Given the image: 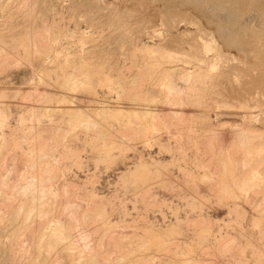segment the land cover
<instances>
[{
  "label": "bare ground",
  "instance_id": "obj_1",
  "mask_svg": "<svg viewBox=\"0 0 264 264\" xmlns=\"http://www.w3.org/2000/svg\"><path fill=\"white\" fill-rule=\"evenodd\" d=\"M164 1L166 2V0ZM172 1L173 0H168L165 5L162 4L163 5L162 7H164L163 16H161L162 24H164L165 22L167 23V21L168 24L169 23L171 24L170 20L173 23L174 20H176V19L173 20V16L171 15V11H170ZM206 1L208 2V0ZM118 2L119 0H0V26L2 27V28L0 27V29L4 28V30H6V31L0 30L3 31L0 33V42H3L2 44L4 43L10 44L12 47V51L15 52L14 54L15 55L19 54V57L23 56V58L26 60V61L24 60L22 64L20 61L18 62L19 57H17V61L14 62L15 63L18 62L19 64L15 65L14 67L17 68L29 67L30 69L33 70V68L36 66L32 64V61L35 60L38 61L41 59V62L38 63L37 69L41 70L42 73L45 71L47 74H50L51 76L55 75L56 77L53 78V80L51 81H54V84L56 83L63 89L65 87L64 85L67 83H72L74 85L81 86V85H90L92 83L94 84L95 82V84L97 85L96 81L99 82V80H101L100 79L101 76L100 74L102 73L101 69H103L105 65H108V62L105 63L103 61H98L95 59H93L92 61L91 59L86 58V54L84 53L85 56L82 55V57L79 58V61L75 62L72 58V61L68 62L66 60V63L63 64L60 60V54L64 55V53L66 52L72 56L74 53H77L78 51L79 52L85 51L84 48L83 49L72 48V46L69 45L70 43L68 42V40L74 37V35H79L81 37H90V38L92 37L94 40L93 47L95 49L98 48V46H100L99 45L100 43L98 42L96 43V40L98 41V38L99 41L100 40L110 41L111 38H117L116 36H118V33L121 34V31H118V29H115L114 27L116 25H121L119 23H122V21H128V22L134 21V23L138 25H143L146 22H149V18H143V17L136 18L133 17L132 15H128V14L125 15L124 13L118 12L119 11L117 5ZM216 3H218L219 6L218 5L217 6L220 7L221 10L225 12V15H223L224 17H222V19L223 18L226 19L227 17L230 20V21L227 20V25L224 24L222 25L226 27L228 26V23L231 22L233 24L232 27L236 29L235 27L239 24L238 23L239 18L235 10L229 7L228 5L230 4L227 5L225 0H217ZM174 8H176V6ZM81 23H85L86 26L84 25V27L90 29L89 32L90 35L80 30ZM69 24L73 25L72 26L73 28L70 29ZM17 25H19V28L16 27ZM20 25H22L23 28H20ZM10 26H13L14 28H9ZM229 28H231V26ZM262 28H264V26ZM105 29H107L106 32ZM226 29L227 27L225 28V30ZM230 30H233V28H231ZM263 31L264 30H262V32ZM169 42L174 43L172 38L171 41ZM65 44H67V46ZM158 45L159 46H153L150 44L148 45V42L146 43L145 41V43L143 42L141 45L139 44L135 46L132 49V51L128 53L129 56H131L129 57V59L126 58L128 56L127 53L125 54L126 57L124 58H123L124 55H122L123 60H125L126 58L127 60L131 61L129 68L131 69L135 68L137 70L134 76L132 75V77H130L131 76L130 75L129 77H127V75H125L123 72L125 65H122L121 68H119L118 70H114V68H112L111 70L112 72L111 74H113L112 77L117 76L116 80L113 78L111 79V74H108L110 78L105 79L104 82L102 81V83L104 84L113 85L109 87L106 85L107 86L106 90L109 93H116L115 101L117 103H114L113 101V104H111L110 102L111 100H109L107 101L106 104L102 103L103 106L96 107L98 106L96 105L95 108L93 109H90L89 106L90 103H89V105H86L89 106L87 107L88 109L87 110L84 108H79L78 105L79 102L76 100L74 101V96L72 95L70 97L71 99L69 100L72 101V104L76 103L78 108L74 107L76 106V104L74 106L71 105L74 108H70V106L68 108V106L64 104L66 105L65 107L69 109V110H64V112L67 113L66 115H70V113H73L74 118L80 114L83 118L81 121L77 119L79 122H76V119H71L66 122L62 120L57 121L54 120L51 116H45L44 113H41L38 110L39 113L38 112L36 113L35 120L33 119V116H31L33 114V112H31L30 117L27 118L26 116H22L19 118L18 122L15 125H13V123L10 120L12 112L9 111L8 107L6 108L0 106V200H1L0 202L1 203L4 202L3 203L4 205L2 204L3 207L0 208V262H3V264H45V262L52 261L50 264H58L57 262L59 260L63 261L65 259L66 261L64 263L61 262V264H119L120 262L123 261L125 262L127 259L129 260L130 254L134 255L133 257H135V253L137 252L139 253V251L144 250L148 246H155L157 250L164 248L166 249L167 252L168 250L166 247L171 245L174 246V250H173L174 254L172 255L171 252L172 256L168 255L169 257L167 259H165L166 256L165 258L163 257V259L165 260L158 262L157 264H205V261L204 263H202L203 260L198 259V257L193 256V254H195V252H197L198 250L202 251V249L207 247L205 246V243L208 240V236L210 237V234L213 232L212 227L213 224H215V221L213 219H206L202 217L201 214V217L199 218L197 217L196 220L194 219L190 221L191 226L194 227V232H195V234L194 232H192L193 237L191 236L192 237L191 239H185V240L184 238L183 240L179 239V236L182 234V232H180V227H179L180 224L182 223V220L181 223H179L180 220L178 219L176 220V218H175L176 220L175 223L171 224L166 229L157 230L155 228L156 230L155 231L150 227H146L147 225L146 222L144 228L139 227L140 233H133V235L130 236L129 235L118 236L114 234L115 231L113 230L115 226L117 228L118 224L117 225L114 224L115 226H113V224L109 221L110 220L109 216L106 215L103 206L98 207L96 209H91L88 207L82 208L79 204L76 187L73 183L65 182L62 185H57L53 183L56 179L62 178L63 172H59V171L60 170L63 171L65 169L62 168L59 170L55 167H52V165L58 166L62 160L64 159L68 160L69 158H71L74 160L77 167L80 166V164L77 163L78 155L76 154L75 150H72L70 148L71 146L70 137L76 136L77 133L79 132L84 134L86 138L92 139L94 143L91 146H93V148L95 146L96 149L98 150L102 148L103 150L105 149L106 151H108L111 150L112 148L120 147L119 141L121 137H124V139H126L129 143L131 142L132 144H134L133 142L137 140V138H139L140 144L142 142L145 149V147L148 146L150 147V144L152 143V141L156 139V137L159 138V135L160 133H162V131L165 132L166 130L168 135H170L172 138H175L176 143H178V145L176 146V148H178V151L179 150L184 151L185 145L187 146L191 144L192 146L190 150H192V152L194 150V155L195 152L196 153L198 152V154L201 153L199 157L198 156L193 157V160L191 158L192 162L190 163L194 164L193 166L192 165L191 166L195 168L189 169L186 175L188 176L189 174L188 177L192 182L196 178L201 180L200 182L203 181L206 183L210 182L211 185L210 190L214 194H219L220 196L221 195L223 196V197L221 196L222 198L220 197V199L230 198L232 200L231 202H233V206L229 207V205L227 204L229 207V213H231V215L229 214L230 218L228 220L231 219L230 221L233 220V222L237 220L238 222L240 219L238 220L237 218L245 217L246 209L237 208V204L240 203L237 201H241L243 199L242 201L244 203L247 202L246 204H248V206L250 207L249 204L251 202L249 203V197L251 198L250 196L251 194L257 193L258 200L257 201L255 200L256 201L255 203L253 200L254 204L252 203L253 205H251L250 207V209L251 208L255 209L258 212L257 214L260 213V215H258L260 216V218L258 217L259 219H256L254 217L255 219L254 227L258 225L260 226L262 223L264 224V173L260 169L261 165L264 163V142H263L264 134L254 132V130L249 131L250 129L246 130L245 127L240 129L233 128L234 131L233 130L231 131L234 132L235 136H233L232 137L233 139L231 141L229 140L230 141L229 142L226 139H222L223 137L222 133H221L222 137L221 135H219L221 128L219 131L214 127L210 128L209 122L206 123L205 125H201L203 122L199 121L200 124L197 123L196 125L194 124L193 126H187L184 122L185 120L183 119L184 121L181 120L180 122H184V123L178 124L179 121L178 118L180 119V117L185 115L183 113L184 109L181 111V108L183 106L185 107L186 102L189 103L192 107H194L191 102L192 99H194V91L196 86L194 85V83H190L192 76H194V74L192 75L189 71H187V73L186 71L185 73L183 71H181L180 74L177 73L178 75H180L179 77L177 74H175L178 77L177 80L179 79V81L182 82V86H178L180 83L177 85L176 81L174 80L175 81L174 82L172 80L171 76L173 75H170L172 74L171 71L173 70L167 72L166 71L167 68L163 66L165 70L163 68V70L160 69L161 71L159 72L158 70L160 68L159 64L162 67L163 65L162 63L168 64L170 63V61H175L176 58L178 60H180L179 58H181V60H185V62H188L187 64L196 62V60L194 58L183 55L181 56L179 54H178L179 56L176 57V55L175 56L171 55L172 52L170 55L168 52L164 54L165 52L164 50L163 52L161 51V53H159L160 49H164L165 47L163 44H158ZM165 46L167 47V45ZM214 47L215 45L207 42H203L202 44V48L205 52H209L215 49ZM128 48L129 46L127 47V49ZM123 49L124 48H122V50ZM3 50L4 49H2V51ZM157 50H158L157 53L160 55L159 58L158 56L157 58L155 57V53ZM2 51L0 50V53ZM136 52L141 53V58L139 62L141 65H139L137 61ZM218 52H220V50H218ZM107 55H110V60H111V55H112L111 53L106 54L105 60L107 61V57H108ZM261 56L263 59V55H260L258 58H261ZM30 57L34 59L33 60L31 59L30 61ZM4 62L6 61L5 60L2 61L1 64L2 63L4 64ZM24 62H27V64L25 65ZM1 64L0 67L3 66ZM216 67L217 65L215 66L213 65V68ZM1 68L3 69V67ZM57 69H59L62 72V74L59 75L56 72ZM178 70L180 71V69ZM175 71H176V67H175ZM32 72L34 73V70ZM39 74L40 72L36 73L37 78L31 79L26 84L29 83L31 84V82L32 84L33 83L43 84V82H46L47 84H50V86H53L52 85L53 82L51 83L50 80L45 79V77L43 79V77L42 76L40 77ZM114 85H117V87H115ZM148 85L150 87H147ZM83 89L87 91L91 90L93 91V93L95 92L96 94V90L94 87L89 86L86 88L85 86H83ZM76 96L78 97V95ZM61 99H59L58 101H60ZM67 99L68 98L66 96V100ZM94 99L95 98L93 97V100ZM51 100L52 98L48 101ZM117 100L118 101L128 100L131 103H133V105L130 107L128 105H126L127 107L121 106L119 104L120 101L118 102ZM96 101L99 102V100ZM38 102L40 104V100ZM51 102L50 105H52ZM159 104H165L167 105V107L170 106L172 108L180 107L179 108L180 110L175 111L173 109L171 110L169 109L168 114H165L166 111L164 112V114H162L160 113L161 112L160 110L156 109V107ZM140 106L141 107L143 106V108H140ZM89 109L92 111V113H90ZM33 110H35V108ZM221 111H223V109ZM190 112L192 114V120L201 115L198 114V111L196 113L194 112V114L192 113V111H188L189 119H191ZM90 114L92 118L87 117L88 115L90 116ZM220 114L222 115L221 112ZM220 114L218 113L216 117L220 116ZM225 114L227 113L225 112ZM151 116H153V118ZM169 116L171 118L172 117L177 118L178 121L176 125L174 124L171 125L168 122H162V125L161 123H158V121L161 118H167ZM45 118L48 120V124L46 123L47 125L43 123V120ZM138 119L140 120L145 119V121L146 119H149L150 121L147 120L145 123L142 121V124L140 125L139 123L141 121ZM155 120L157 122H155ZM249 120H251V118ZM33 121L34 123L35 121H37L39 125L41 124V126H43L42 128L43 131H47L50 133V137L48 138L47 143L46 141L44 142L43 140L39 144V146H36V143L34 142L33 138H35L37 142L39 141L37 139H40V137L39 136L38 138L36 137L37 134V131L35 130L36 125H33ZM103 121L106 125L108 124L105 127V128L108 127L109 130L108 132H110V130L112 129L114 130V133H116L117 131L118 133L120 132L122 133V135L120 134L121 135V137H119L120 139L117 137V135L119 134H116V136L109 135L108 132L105 133L103 131L104 128ZM37 122L35 124H37ZM66 123L68 124L70 123L71 126L69 128H66L65 127ZM135 124L136 125L139 124L140 126L139 125L136 126ZM203 127H205V129ZM9 130L10 133H8ZM33 130H35L36 133H34L35 131ZM124 130L130 132L128 133L125 132ZM223 130L224 129L222 128L221 131L223 132ZM18 132L23 134L21 136L20 135L18 136V138L20 137V139H15L14 147L15 148L17 147L19 149L21 148V152L19 149L16 150L14 147H11V149L12 151L15 149L16 151H18V153H21L24 156V158L26 157V159H24V163L26 164L25 165L26 167L30 165L28 167L30 169L28 170L23 169L25 170V172L23 171V173H20L19 170L18 173H20V175H18V173L17 175H15L16 171L14 170H15L16 159L10 157V159L8 160L3 150L8 146H10L9 145L10 143H8V137L9 136L16 137L14 135ZM186 132H189L188 135H186ZM29 134L30 135L35 134V137L33 136V138H29L28 137ZM192 134H194L195 137L194 136L192 137ZM206 135H209V137L211 136V138L213 136L212 141L210 138L208 139L209 141L204 142L205 139L204 137ZM12 139L14 138H10V141ZM29 139L30 140L32 139V142L31 141L28 142ZM182 139H187L188 142H184L182 141ZM16 140L18 141L20 140L21 144L17 143ZM41 140L42 139H40V141ZM90 141L91 140H89V142ZM22 142L25 144V148L27 147V149H24L22 147V145H24L22 144ZM228 142L230 144H228ZM59 147L62 149V152L60 154L61 156L59 155L60 157L57 158L54 154H55V150ZM160 147L164 149L163 145H161ZM36 150H37V155L34 154ZM226 152H228V155H224V153ZM7 154L10 156L9 153ZM14 154L16 153H13V157ZM202 155L205 158L201 157ZM141 156L139 157L140 167L138 166L140 171L139 172L135 171V173L138 174L134 175L135 174L134 173L133 175L135 178H138L137 179L138 182H140L141 183L140 185H142L141 187L139 185H136L140 187L139 190L140 193L138 194L137 192V196L142 195L141 193H143V197L141 196V200L144 199V196H146V200H147V196H149L148 193H150L152 187H154L156 184L162 185L163 187L166 179L163 176L164 173L161 174V176H163L164 178V181L158 179L159 174L157 173L158 174L157 176L154 175L152 169H150V165L151 164L153 165V163L148 164L146 162L147 160L146 161L142 160ZM149 156H151V154H149ZM184 158H186V155H184ZM184 158L183 160H185ZM149 159H151V157ZM151 161H154L153 158ZM7 163H11V165H14V167L12 166L11 168L8 166L5 167L4 165H6ZM36 164H38L39 167L38 170L41 171V173H39L40 175L30 172V170L35 168L34 166H36ZM155 167H156V171L159 170L158 172L160 171L163 172L162 170H164V169H157V166ZM179 169L181 171H184L182 170L184 168L182 169L179 168ZM195 169L196 170L200 169L202 172L196 173ZM2 170H4V172H2ZM11 172L15 173L12 174L13 176L14 175L17 176L16 177L17 180L13 184L10 182ZM27 174H29L28 176L29 178H27L28 180L26 179L27 183H25V185L23 184L21 185L20 181H22V179L24 180ZM26 180H24L23 183ZM35 189L39 191V193L36 192L37 194L36 196L33 195L31 197V195H28L29 193L28 191L32 190L31 191L32 194V192ZM21 193L22 195H20ZM18 194H19V198H21L20 196L23 197L22 199H19L18 202L14 205V203L13 204L11 203L12 202L11 198L14 200L13 197L16 196L18 197ZM27 196H29V198ZM151 197L153 198V196ZM150 198L148 197L149 199L148 201H150ZM244 200H246V202ZM222 201L224 202L227 201L226 203L230 202L227 199ZM219 202L220 201H218V203ZM123 213L125 214V212ZM60 216L61 217L63 216V218H60ZM176 216L177 215H175V217ZM33 218L39 220L38 225L36 224L37 226H33V223L35 224L36 222H38L37 220H35L36 222H34ZM177 218H179V216ZM190 222L187 220V223L190 224ZM241 223L242 220L240 224ZM84 225L91 227L94 226L95 227L94 230L97 234H99V236L97 235L98 237L92 239L91 236H89L87 231L84 229ZM186 225L184 223L185 227ZM150 226L153 227L151 223ZM191 226L188 225L187 227L191 228ZM76 231H78L77 232L78 236L83 242L81 241V243H79L80 239L77 235H75ZM134 231L137 230L135 229ZM27 234H29V237L31 239V241L29 242H32L31 243L32 245L29 243V245L31 246L29 247V250L32 248V246H34V248H32V251L34 250L33 252L31 250L29 251L28 248L25 247L28 246L27 242L29 237H27ZM72 235H75V239L77 236L79 241H75V240L72 241L71 239ZM216 236L218 239L219 235L216 234ZM211 237L214 238V240L211 241L216 240L214 236ZM63 239L66 240L64 242L65 244L64 243L62 244ZM217 242L220 244L216 243V246L218 245L222 246L220 247L222 248L221 249L222 251L218 250L220 254L222 253L223 255H225L224 252L228 254L229 252L235 249L238 252L237 254L239 256V259L243 258L244 247L243 248L240 247L241 246L239 245L240 243L238 244V242L234 237L225 236L224 234V236L223 237L221 236ZM208 244L210 245V241L208 242ZM213 244L214 243H212V245ZM216 246L212 247V249L216 248ZM25 248L27 249V251H29V252L26 251L27 254L30 252H32V254H30L29 256L27 254H26L27 256L23 255L22 253L23 251L26 250ZM164 249L162 251H164ZM57 250H60L62 252V255L61 253L60 256L57 255L56 254ZM53 251L54 253H52ZM138 253L135 258H132V256L130 257L133 260L137 261L135 262L136 264L138 263L140 264L139 259L142 257V255H140L141 256L140 257ZM153 257L151 259V258H147V256H144V258L143 257L141 258L142 260L141 262L142 263L149 262L148 264H150V261L148 260L150 259L152 260L151 262H154ZM159 259L158 261H160ZM257 259H259V262H263L259 256H257ZM206 264H214V263L206 261Z\"/></svg>",
  "mask_w": 264,
  "mask_h": 264
},
{
  "label": "rangeland",
  "instance_id": "obj_2",
  "mask_svg": "<svg viewBox=\"0 0 264 264\" xmlns=\"http://www.w3.org/2000/svg\"><path fill=\"white\" fill-rule=\"evenodd\" d=\"M167 1L168 0H166V2ZM215 1L217 2V0H213V2L212 0L211 1L208 0V2L206 0H175V1L173 0L171 3L170 11H171V15L173 16V20L176 19L177 22L176 20H174V23H173L170 20L172 24L171 25L170 23L168 24V21L167 23L164 21L165 22V23L163 22L164 24H162L161 22V18H162L161 16H163V9H164V7H162L163 6L162 4L164 5L166 4L164 0H145L146 3L144 2V0H119V2L117 3L118 9H119L118 12L124 13L125 15L127 14L132 15L133 17H136V18H140V17L149 18V22H146L143 25H138V24H135L134 21L132 22L122 21V23H119L121 25H116L114 27L115 29H118V31H121V34L118 33V36H116L117 38H111L110 41L108 40L99 41V38H98V41L96 40V43L97 42L100 43L99 44L100 46H98V48H95V49L93 47L94 40L92 37L90 38V37H81L79 35H74V37L68 40V42L70 43L69 45L72 46V48H78V49L84 48L85 51L83 52L78 51L77 53H74L72 56L66 52H65L66 54L64 53V55L60 54V60L63 64L66 63V60L68 62L72 61V58L75 62H77L79 61V58L82 57V55L85 56V54H86V58L91 59L92 61L93 59H95L98 61H103L105 63L108 62V65H105V67L101 69L102 71V73L100 74L101 76L99 75L101 80H99V82L96 81L97 85L95 84V82L94 84L92 83L90 85H81V86H77L72 83H67L64 85L65 87L63 86L64 87L63 89L56 83L54 84V81H51L53 80V78L56 77L55 75L51 76L50 74H47L44 70H43L44 72L42 73L41 70L37 69L38 63L41 62V59L38 61L37 60L32 61V64L36 66L33 68L34 73L32 72L33 70L30 69L29 67L28 68L14 67L15 65L19 64L18 63L19 61L22 63L25 59L23 58V56L19 57V54L17 53H16L17 55H15L14 54L15 52L12 51V47L10 44H5V43L2 44L3 42H0L2 44V45L0 44V48H1L0 50L2 51V49H4L2 51L3 53L2 52L0 53V58L1 60L4 59L6 61L4 62V64L3 63L1 64V62L4 60L2 61L0 60V64L3 65L1 66L3 67V69L0 67V106L6 107V108L8 107L9 111L12 112L10 120L13 123V125H15L18 122L19 118L22 116H26L27 118L30 117L31 112H33L31 116H33V119L35 120L36 113L38 112V110L41 113H44L45 116H51L54 120H57V121L62 120L66 122L71 119H76V122H79L77 119L81 121L83 118L80 114L78 116L75 115L78 118L76 117L74 118L73 113H70V115H66L67 113L64 112V110H69L68 109L69 106L70 108H74V107L78 108L76 103H75L76 106H74L75 104L74 103L72 104V101L69 100L71 99L70 97L73 95L74 101L76 100L81 104L80 105L78 103L79 108H84V109H87V107L89 106H90V109H93L95 108L96 105H98L96 107H101L103 106L102 103L106 104L107 101L109 100H111L110 101L111 104H113V101L114 103H117L115 101L116 93H109L106 90L107 86L109 87L113 85L104 84L102 83V81L104 82L105 79L110 78L108 74L112 73L111 72L112 68H114V70H118L119 68H121L122 65H125L123 72L125 75H127V77H129L130 75H131L130 77H132V75L134 76L137 70L135 68H132V69L129 68L131 61L127 60L126 58L129 59V57H131L129 56L128 53H130L135 46L139 44L141 45L143 42L145 43L146 41V43L148 42V45L150 44L153 46H159L158 44H163L165 48L160 49L159 53H161V51L163 52L164 50L165 51L164 54L168 52L170 55L172 52L171 55H174V56L176 55V57L179 55L181 56L183 55V56L194 58L196 60V62L187 64L188 62H185V60H181V58H179L180 60H178L175 57L176 58L175 61H170V63L168 64L166 62H165L166 64L162 63L163 64L162 67L159 64L160 66V68L158 69L159 72L161 71L160 69L163 70L164 68L163 66L167 68L166 70L167 72H170L171 70H173L171 71L172 74L170 75H173L171 76L172 80L173 81L175 80L177 85L180 83L178 86H182V82L179 81V79L177 80V78L180 76L178 74H180L181 71H183L184 73L185 71L186 73L187 71H189L192 75L194 74V76H192L190 83H194L196 88L194 91V99H192V102H191L194 107H192L189 103L185 101L186 102L185 107L182 105L184 108L183 107L181 108V111L184 109L183 113L185 115L180 117V119L178 118L179 121L177 120L176 117L175 119L174 117L171 118L169 116L167 118H161L158 121V123H161L162 125V122H168L171 125L173 124L176 125L178 121V124H182L185 122L187 126H193L194 124L196 125L197 123L200 124L199 121L203 122L201 125H205L206 123L209 122L210 128L214 127L218 131L220 130V128L221 130L222 128L224 129L223 130L224 134L220 130L219 135H221L222 133L223 135V137L221 135L222 139H226L227 141L229 140L231 141L233 139L232 137L235 136L234 132L231 131V130L234 131L233 128L240 129V128L245 127L246 130L250 129L249 131L254 130V132L264 134V34H263L264 31L262 32V30H264V28H262L264 26V0H225L227 5L230 4L228 6L233 8V10H235L239 18V21H238L239 24L235 27L236 29L232 27L233 24L230 22L228 23V26H226L227 29H229V30L226 29L227 31L225 30L226 27L224 25H227V20L228 21L230 20L227 17L226 19L225 18L222 19V17H224L223 15H225V12L221 10L220 7H218L219 2L216 3ZM174 5L176 6V8H174L175 7ZM84 25L85 23L80 24V30L90 35L89 34L90 29L87 27H84ZM229 25L231 26V28H233V30H230L231 28H229L230 27ZM72 26L73 25L69 24L70 29L73 28ZM16 27L19 28V25H17ZM9 28H14V27L10 26ZM20 28H23V26L20 25ZM0 30H4V28ZM106 31L107 29H105V32ZM244 31H247V32H244ZM1 32L3 31H0V33ZM253 32L255 33V35ZM171 38L173 39L174 43L169 42L171 41ZM202 41L215 45L214 47L215 49L209 52H205L202 48V44H203ZM65 45L67 46V44ZM165 45H167V47ZM128 46L129 48L127 49ZM122 48L124 49L122 50ZM218 50H220V52H218ZM157 52L158 50L155 53V57L157 58L158 56L159 58L160 55ZM110 53L112 54L111 60H110V55H107L109 58L107 57V61H106L105 60L106 54H110ZM126 53L128 55L127 57L125 55ZM136 53H137L136 58L139 63L140 58H141V53L139 52H136ZM122 55H124L123 58L126 57L125 60H123ZM254 55L257 58H255ZM260 55H263V59H262V56L261 58H258ZM5 57L7 60L5 59ZM17 57H19L20 59L18 58V62L15 63L14 61H17ZM32 57H30V61ZM122 61H123V64H122ZM7 64H9L10 66ZM24 64L26 65L27 62H24ZM139 65L141 64L139 63ZM213 65L214 66L217 65V67L213 68ZM175 67H176V71H175ZM177 68L180 69V71ZM39 72H40L39 76L40 77L42 76L43 79L45 77V79L50 80L51 83L53 82L52 83L53 86H50V84H47L46 82H43V84L42 83L32 84V82L31 84L30 83L26 84L31 79H36L37 78L36 73H39ZM56 72L59 75L62 74V72L59 69H57ZM175 74H177L178 77ZM112 76L113 74H111V79L113 78L116 80L117 76H114V77ZM83 86H85L86 88L89 86L94 87L97 95L95 94V92L93 93V91L91 90L87 91L83 89ZM114 86L117 87V85H114ZM147 87H150V86L148 85ZM62 93H63V96H62ZM76 95H78V97ZM92 95L95 99L98 96L96 100H99V102H97L95 99L93 100ZM66 96L68 98L67 100H66ZM48 98L50 99L52 98L51 100L52 102L48 101L50 100ZM59 99L61 100L58 101ZM39 100H40V104L38 102ZM119 101L118 102L121 106L127 107L126 105H128L130 107L133 105V103H131L128 100H119ZM50 102L52 105H50ZM64 104H66L68 108H66L65 107L66 105ZM71 105H73L74 107H72ZM86 105H89V106H86ZM34 108L35 110H33ZM140 108H143V106L142 107L140 106ZM175 108H172L170 106L167 107V105L165 104H159L156 107V109L160 110L161 111L160 113L162 114H164L165 111L167 112V113L165 112V114H168L169 109L170 110L173 109L175 111L180 110L179 109L180 107H178L177 109ZM90 109L89 111L90 113H92ZM195 109L198 111V114H201V115L192 120V114L190 112L191 119H189L188 111H192V113L194 114V112L195 113L197 112ZM222 109L223 111H221ZM219 111L222 113V115L220 114ZM225 112L229 114L227 115L225 114ZM218 113L220 114V116L216 117ZM87 117H91V114L90 116L88 115ZM151 117L153 118V116ZM250 118L251 120H249ZM147 120L149 119H146V121ZM181 120H183L184 122H180ZM140 121H139L140 125L142 124V121L144 123L146 122L145 119L140 120ZM36 122L37 121H35V123ZM155 122L157 121L155 120ZM35 123L33 121V125H36V127L34 126L35 130L37 131L36 137L38 138L39 136L40 139L42 140L40 141V139L36 138L37 140H39L36 142L35 138H33V136L35 137V134L34 135L29 134L28 137L33 138L34 142L36 143V146H39V144L43 140L44 142L46 141L47 143L48 138L50 137V133L47 131H43L42 129L43 126H41V124L39 125L38 122L37 124ZM43 123L48 124V120L45 118L43 120ZM103 125H104L103 131L107 133L109 130H108V127L107 128L105 127L108 124L106 125L104 123ZM39 126L42 131L40 130ZM70 126H71L70 123L65 124L66 128H69ZM203 128L205 129V127ZM111 130L110 132H108L109 135L116 136V134H119L117 135V137L118 138L121 137L122 135L121 132L118 133L117 131L116 133H114V130L112 131ZM36 131L34 133H36ZM124 131L128 133L130 132L126 130ZM8 133H10V130L8 131ZM166 133H167L166 130L165 132L162 131V133H160L159 135V138L156 137V139L152 141V143L150 144V147L148 146L149 149L148 147H145L144 149L142 142H141L142 145L139 142L140 141L139 138H137V140L133 142L134 144H132L131 142L129 143L126 139H124V137H121V139L119 138L120 141L118 140L120 147L112 148L111 150L106 151L105 149L103 150L102 148L98 150L96 149L95 146L93 148V146H91L94 143L92 139L86 138L84 134L79 132L77 133L76 136L70 137V143H71L70 148L72 150H75L76 154L78 155L77 163H79L80 166L77 167L74 160L71 158L69 159L67 158L68 160L66 159L62 160L63 162L61 161L62 163L60 162L58 166L52 165V167H55L59 170L62 168L65 169L63 171L62 170L59 171V172H63L62 178L56 179L53 183L57 185H62L65 182L73 183L76 187L78 201L82 208L88 207L91 209H96L98 207L103 206L104 211L106 215L109 216V219H110L109 221L113 224V226L118 224L117 228L116 226L114 227L115 229L113 228V230L115 231L114 234L118 236H128V235L130 236V235H133V233H140L139 227L144 228V226L146 225V222H147L146 227H150L153 230H155V228L157 230L166 229L171 224L175 223V221L178 219L180 220L179 223H181V220L183 223V224L181 223L179 226L180 232H182V234L179 236V239L180 240H183V238L184 240L191 239L193 237L192 232H194V227L191 226L190 221L194 219L196 220L197 217L198 218L201 217V214H202V217L206 219H213L215 221V224H213V227H212L213 232L210 234V237L208 236V240L205 243V246L207 247L202 249V251L198 250L199 252L198 251L197 252L199 254L195 252L193 256L198 257V259L203 260V262L201 261L202 263H204L205 261V264H206V261L211 262V263L213 262L214 264L216 263L217 264H237V263L238 264H258V263L264 264V224L262 223L263 225L261 224L260 226L258 225L254 227L255 226L254 217L256 219H259L260 216L258 215H260V213L257 214L258 212L255 209H252V208L250 209L251 205H253L258 200V194L253 193L254 195L253 194L250 195L251 196V198L249 197V203L251 202L249 204L250 207L248 206V204H246L247 203L246 200H244L246 203L242 201L243 199L241 201H237V202H240L237 204V208L246 209L245 217L237 218L238 220L240 219L239 220L240 222L242 220L241 224L239 221L237 222V220L234 222L233 220L230 221L231 219L228 220L231 215V213H229V207L233 206V202H231L232 200L230 198H229L230 200L228 198L220 199L222 195L220 196L219 194H214L210 190L211 189L210 182H207V183L204 181L200 182L201 180H199L198 178L194 179L192 182L190 181L188 177L189 174L188 176L186 175L189 169L195 168V167H192L194 164L190 163L192 162L193 157H196V156L199 157L201 153L198 154V152L197 153L195 152V155H194V150L193 152L192 150H190L192 146L191 144L187 146L185 145L184 151L183 150L178 151V148H176L178 143H176L175 138H172L170 135H168V133L167 134ZM188 133L189 132H186V135H188ZM22 134L23 133L18 132L14 135L16 137L9 136L8 143H10L9 144L10 146L5 148L6 152H5V149L3 150L8 160L10 159V157L16 159L15 170H14L16 171L15 172L16 174L12 172L10 174V178H11L10 182L12 184L17 180L16 179L17 176L15 175H17L19 170H20V173H23V171L25 172V170L30 169L28 168L30 165L28 167L25 166L26 164L24 163V159H26V157L24 158V156L21 153H18V151H16L19 148L14 147L15 139H20V137L18 138V136L19 135L21 136ZM193 136L195 137L194 134H192V137ZM10 138H14V139L10 141ZM204 138H203L204 142L209 141L208 139H210L211 136L209 137V135H206ZM212 138H211V141H212ZM89 140L92 141V144H91V141L89 142ZM16 141L17 143L21 144L20 140L19 141L16 140ZM30 141L32 142V139L28 140V142ZM182 141L188 142L187 139H182ZM28 142H25V143H28ZM229 142L228 144H230ZM22 144L24 143L22 142ZM161 145L164 146L165 150L160 147ZM11 147H14L16 150L13 148L15 151L14 150L12 151ZM22 147L24 149H27V147L25 148V144L22 145ZM19 150L21 152V148ZM37 150L34 152L35 155H37ZM61 152H62V149L59 147L55 150L54 155L57 158H59L61 156L60 155ZM7 153H9L10 156ZM13 153H16L14 154V157H13ZM149 154H151V156H149ZM184 155H186V158H184ZM224 155H228V152L224 153ZM140 156L142 157V160H145V161L147 160L146 162L148 164L153 163V165L152 164L150 165V169H152V172L154 175L157 176L159 174L158 179L163 180V181H164V178L166 179L164 182V185L167 190L164 188V185L162 187V185H157L155 183L156 185L154 184L155 186L152 187V189L150 190V193H148L149 196H147V200H146V196H144V199L141 200V196L143 197V193H141L142 195H138L140 197L137 196V192L138 194L140 193L139 190L142 185H140L141 183L138 182L137 180L138 178H135L134 175L138 174V173H135V171L137 172L140 171L139 169L140 167L139 157ZM150 157L151 159H149ZM201 157H203V155ZM225 157H228V156H225ZM152 158L154 161H151ZM183 158L185 160H183ZM154 164H157V165H154ZM4 166L5 167L8 166L10 168L11 166L14 167V165H11V163H7ZM155 166H157V169H164L162 170L163 172L161 171L158 172L159 170L156 171ZM34 167L35 168L30 170L31 173H36V174L41 173V171L38 170L39 169L38 164H36V166ZM179 168L181 169L184 168L182 169L184 171H181ZM260 169L264 173V163L261 165ZM197 170H196V173L202 172L200 169H197ZM2 172H4V170H2ZM20 173H18V175H20ZM162 173H164L163 174L164 178L163 176H161ZM12 174H15V175L13 176ZM28 176L29 174L26 175L24 180L29 178ZM24 180L22 179V181H20L21 185L22 184L25 185L28 179L23 183ZM136 185H139L140 187ZM31 191H28L30 194L27 192L28 195H31V197L33 195L36 196L37 195L36 192L39 193V191H37L36 189L33 191L35 194L33 192L31 194ZM20 195H22V193ZM151 196H153V198ZM20 197L21 198H19V194H18V197L17 196L13 197L14 200L11 198V201H12L11 203L12 204L14 203L15 205L19 199H22L23 196H20ZM27 197L29 198V196ZM148 197L149 198L151 197L150 201H148L149 200ZM226 199L230 201L231 203L230 202L226 203L227 201L225 202L222 201ZM253 200H254V203H253ZM218 201L220 202L218 203ZM3 203L0 202V205H1L0 208L3 207L4 205ZM227 204L229 205V207ZM255 211H256V214H255ZM123 212H125V214ZM175 215L177 216L175 217ZM178 216L180 219L177 218ZM60 218H63V216L62 217L60 216ZM186 218L190 222V224L187 223ZM35 220L37 219L33 218L34 222H36ZM37 221L38 222H36L35 224L33 223V226L38 225L39 220ZM150 223L153 227L150 226ZM184 223L185 225L187 224L186 227L184 226ZM86 225H84V229L87 231V233L89 234V236H91L92 239L99 236V234L95 232L94 226L91 227V226H86ZM188 225L191 226L192 229L188 228L187 227ZM141 228H140V231H141ZM135 229L137 231H134ZM77 232L78 231L75 232L76 234L75 233L73 234L78 236ZM214 233H216L219 236L221 235L222 237L224 236V234L225 236L234 237L236 241L238 242V244L240 243L239 244L241 245L240 247L242 248L244 247L243 258L239 259V256L237 254L238 252L235 249L229 252L228 254L224 251L223 252L225 255H223L222 253L220 254L218 250L222 251L221 250L222 248H220L222 246L221 245L216 246V243L220 244L217 241L219 240L221 236L220 237L218 236V239H217V236ZM75 235H72L73 237V238L71 237L72 241L73 240L79 241L80 237L78 236L79 237L78 239V237L76 236V239H78L76 240ZM211 236H214L216 240L211 241V240H214V238ZM27 237H29V234H27ZM29 239L27 242L28 246H25L26 248H28V250H29V247H31L29 243L30 244L32 243V242H29L31 241V239L30 240ZM65 241L66 240L63 239L62 244ZM67 241H68V238H67ZM81 241L82 240L80 239L79 243H81ZM209 241H210V245L208 244ZM212 243L214 244L212 245ZM215 246L216 248L212 249V247H215ZM32 248H34V246H32ZM32 248L30 249L31 251H32ZM147 248L137 253L139 256L142 255L143 258L144 256H147V258L152 259V257L154 256L153 257L154 262H151L152 260L150 259L148 260L150 261V264H157L158 262H161L167 259L169 256H172L174 254L173 253L174 246H171V245L166 247L168 250L167 252H166V249L164 248H163L164 251H162L163 249H160L161 251L157 250L155 246H148ZM26 251L27 249L23 251L22 254L25 256L27 255L29 256L30 254H32L34 250L28 254L27 252L29 251L27 252ZM213 251L216 252V255H215V252ZM171 252H172V255H171ZM52 253H54V251ZM60 253L62 255V252L60 250L56 251V254L59 256H60ZM137 253H135V257ZM131 256L132 258H135L133 257L134 255L130 254L129 260L127 259L128 261L126 260L125 262L123 261V262H120L119 264H129V263L136 264L135 262L137 261L130 258ZM257 256H259L263 262H259V259H257ZM163 257L165 259H163ZM141 258L139 259L140 264L145 263V262L143 263L141 262L142 261ZM158 259L160 261H158ZM65 261H66L65 259L63 261L59 260L57 263L61 264V262L64 263ZM51 262L52 261L50 262L48 261V262H45V264L46 263L50 264ZM148 263L146 262L145 264H148ZM0 264H3V262H0Z\"/></svg>",
  "mask_w": 264,
  "mask_h": 264
}]
</instances>
